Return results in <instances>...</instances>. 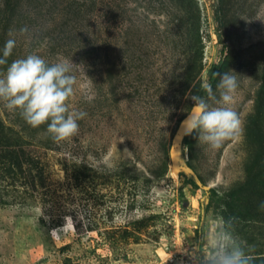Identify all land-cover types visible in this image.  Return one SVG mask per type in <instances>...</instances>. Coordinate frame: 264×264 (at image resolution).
I'll use <instances>...</instances> for the list:
<instances>
[{"label":"rangeland","instance_id":"374dc122","mask_svg":"<svg viewBox=\"0 0 264 264\" xmlns=\"http://www.w3.org/2000/svg\"><path fill=\"white\" fill-rule=\"evenodd\" d=\"M15 1V12L38 4ZM85 2L89 13L78 19L87 31L39 53L78 65L68 104L87 115L75 137L37 151L42 184L0 181V264H198L201 226L221 217L256 254L252 264H264V22L255 19L264 0ZM53 14L13 35L2 29L1 44L14 39L16 52L0 76L21 46L63 35L71 17ZM213 63L237 77L241 133L212 149L186 131L176 168L174 134L190 97L207 99L201 85ZM5 104L3 115L14 117Z\"/></svg>","mask_w":264,"mask_h":264},{"label":"clouds","instance_id":"9594fccd","mask_svg":"<svg viewBox=\"0 0 264 264\" xmlns=\"http://www.w3.org/2000/svg\"><path fill=\"white\" fill-rule=\"evenodd\" d=\"M255 19L264 22L259 15ZM20 31L23 33L27 29ZM15 44L14 39L5 42L0 65L7 63ZM77 66L67 58L49 64L41 56L29 53L12 61L6 73L0 76V100L5 101L10 110L19 109L31 127L47 124V133L54 142L70 140L79 131L78 121L87 115L84 111L70 109L68 104L78 84ZM214 75L220 77L217 85L219 100H216L211 84L204 82L201 87L207 99L200 95L190 97L194 105L184 124L189 133H198L200 143L219 149L226 141L235 140L240 135L241 120L232 106L238 88L237 77L228 72ZM86 99L90 101L92 97L87 96ZM208 99L216 100L217 106L211 107ZM261 208H264V203ZM200 230V255L197 257L191 253L198 264H252V250L235 234L232 218L208 219Z\"/></svg>","mask_w":264,"mask_h":264},{"label":"trees","instance_id":"16d2710c","mask_svg":"<svg viewBox=\"0 0 264 264\" xmlns=\"http://www.w3.org/2000/svg\"><path fill=\"white\" fill-rule=\"evenodd\" d=\"M0 2V35L2 34V29H5L6 33L13 35L21 23L23 25H30L29 28H34L31 25V19L35 16H45L47 13L53 12L54 18L58 15L71 17L67 21L62 22L64 25V33L62 36L48 38L43 46L32 45L31 47H26L25 45V48L21 46L16 55L17 59L24 58L29 53H35L41 56L39 51L46 50L47 48H67L66 46H70L71 44H68L66 41L70 42L72 39H76L78 34H83L87 31L86 26L89 25L88 22L78 19L89 13L90 9L86 5L85 0L82 3H77L76 0H61L62 4L64 2L66 4L59 8L56 7L57 9H55L57 4L55 0H37V6L21 8L18 12H15V9H17L15 0H0ZM8 25L13 26L12 28L6 29ZM76 33L77 35L73 36ZM2 47L3 45L0 42V49ZM15 52L16 46L13 48L11 55L14 56ZM42 58L49 64L54 63L45 57ZM219 68L220 63H213L208 69L210 84H213L217 79L218 76H215L214 73H219ZM14 114V117L7 118L3 115L0 108V181L7 179L16 181L22 179L23 183H28L39 179V183L42 184L44 180V163L38 156L37 151H40L41 145L48 148L55 146L57 143L47 133V124L33 128L23 119L19 109ZM253 257V261L258 259L256 258V254Z\"/></svg>","mask_w":264,"mask_h":264},{"label":"water","instance_id":"95a60500","mask_svg":"<svg viewBox=\"0 0 264 264\" xmlns=\"http://www.w3.org/2000/svg\"><path fill=\"white\" fill-rule=\"evenodd\" d=\"M189 112L181 119V121L177 127V130L174 134V137H173V143H172V147H171V155L173 158L174 166L176 168L182 167L178 162L177 148H178V145H179L184 133L187 131L186 126L184 124V121H185L186 117L188 116Z\"/></svg>","mask_w":264,"mask_h":264}]
</instances>
